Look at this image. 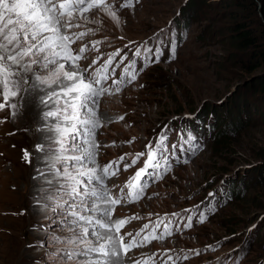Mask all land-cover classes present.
<instances>
[{"label": "rangeland", "instance_id": "374dc122", "mask_svg": "<svg viewBox=\"0 0 264 264\" xmlns=\"http://www.w3.org/2000/svg\"><path fill=\"white\" fill-rule=\"evenodd\" d=\"M240 2L246 4L244 13L230 0H143L135 9L117 11L118 19L101 12L95 17L99 24L87 25L96 30L91 37L101 38L107 50L121 46L122 36L147 40L171 23L185 36L176 60L147 73L145 86L131 90L125 99L102 101V119L110 113H125L127 119L123 125L102 123L90 139L98 145L97 161L103 162L121 151H139L147 136L172 119L176 127L190 128L205 139L204 148L152 189V199L142 208L172 212L194 207L207 187L220 194L226 188L234 195L214 219L193 230V236L155 246L200 248L203 253L196 263L240 247L239 251H246L241 264H264V93L259 86L264 66L252 71L257 61L254 52L237 48L231 39V26L242 17L258 33L264 49V22L259 12H248L250 0ZM30 84L31 80L21 82L17 96L11 97L9 103L16 104V109L0 110V133L5 136L0 138L5 147L0 148V264H51L50 237L63 227L57 212L34 205L45 193L35 194L51 178L46 174L33 183L38 166L33 170L29 166H36L35 146L47 140L40 136L45 131L40 128L55 118L44 119L51 103L45 107L40 102L44 93L37 95ZM33 108L38 113L32 114ZM12 112L16 113L13 119ZM121 138L130 142L121 148L106 146ZM25 149L31 163L24 162ZM13 161L20 169L15 170ZM40 161L43 167L50 164L48 158ZM162 191L165 198L158 196Z\"/></svg>", "mask_w": 264, "mask_h": 264}, {"label": "snow or ice", "instance_id": "6c2138e0", "mask_svg": "<svg viewBox=\"0 0 264 264\" xmlns=\"http://www.w3.org/2000/svg\"><path fill=\"white\" fill-rule=\"evenodd\" d=\"M116 7L131 9L133 0H127V3L121 0ZM101 12L118 19V13L109 0H0V98L4 101L0 103V110L6 106L16 109V104L9 103L11 97L17 96L16 89L21 87V82L28 84L31 80L32 91L37 95L44 93L40 102L45 107L51 103L50 110L43 114L44 119L55 118L47 130L56 133L59 150L54 151L50 147L45 153L50 161L48 171L54 174L47 179V187L42 190L45 193L43 209L57 212L63 226L59 234L53 233L50 237L54 248L48 253L51 264H149L135 259L129 252L152 240L164 239L163 234H154L160 227L159 223L142 238L140 232L135 236L127 233L128 242H125L124 235L117 236L127 221L113 219V205H118L124 197H114L106 186L105 178L111 174L109 166L100 168L97 165L98 145L95 139H89L95 136L94 130L99 127L96 112L89 101L95 103L97 96L108 92V88L98 86L111 79L117 85L115 91L118 93L121 91L119 85L125 83L113 78L115 69L123 64V60L113 64L120 55L119 51L109 55L102 70L89 71L88 67H81L80 61L88 58L86 53L99 52L101 41L85 40L96 34V30L87 25L99 24L95 17ZM81 28L84 30H76ZM175 52L176 49L170 47L173 56ZM146 53L141 57V53L136 51L135 55L146 59L149 65L159 63L152 59L155 56L153 49H146ZM97 61L98 58L90 63L95 65ZM136 65L137 61L133 60L123 68L122 75L128 83L138 78ZM167 131L171 129L158 134L155 150L151 144L147 146L149 158L132 180L140 181L145 175H153L148 169L162 170L154 175V179H162L170 170ZM81 137L84 138L82 141ZM172 147L176 148V145ZM196 147L193 145L190 150L195 151ZM35 148L37 152L44 151L43 144H37ZM144 155L143 152L138 153L132 165ZM23 159L31 163L27 149ZM40 175L46 176V173L40 171ZM205 219L201 214L200 222ZM192 226V218L189 217L186 227L190 229ZM148 227L144 225L145 229ZM164 233L171 235L168 225L164 226ZM171 259L169 256L159 264H168Z\"/></svg>", "mask_w": 264, "mask_h": 264}, {"label": "trees", "instance_id": "16d2710c", "mask_svg": "<svg viewBox=\"0 0 264 264\" xmlns=\"http://www.w3.org/2000/svg\"><path fill=\"white\" fill-rule=\"evenodd\" d=\"M240 11L243 13L246 12V9H244L243 5H246L242 3L240 4V0H230ZM249 6H246L250 10L248 12L253 15V13H260V16L262 18V21L264 22V0H258L259 2H255V0H250ZM257 8H259V11H257ZM254 9V12H253ZM256 9V12H255ZM240 17V16H239ZM247 19H244L240 17L239 19H236L234 21V24L231 26V39L232 42L237 46V48L241 50H252L254 52V58L257 59V61L253 64L251 70L255 71L262 66H264V49L259 44L258 40V33H256L248 24ZM264 24V23H263ZM260 89L261 92L264 93V76L262 77V80L260 82ZM224 124V122H223Z\"/></svg>", "mask_w": 264, "mask_h": 264}, {"label": "bare ground", "instance_id": "6f19581e", "mask_svg": "<svg viewBox=\"0 0 264 264\" xmlns=\"http://www.w3.org/2000/svg\"><path fill=\"white\" fill-rule=\"evenodd\" d=\"M2 100V99H1ZM34 110L32 111L33 113L32 114H34V113H38V110H36V108H33ZM21 115V114H20ZM15 116H12V119L14 118ZM18 117H19V115H18ZM38 117V115L36 116V118ZM1 119V118H0ZM6 119V118H5ZM4 119V120H5ZM3 120V119H2ZM34 120H35V118H34ZM39 120V119H38ZM49 122H51V121H49ZM10 124V123H9ZM10 127H11V124L9 125ZM13 127V126H12ZM21 128H23V127H21ZM13 131V130H12ZM14 132V131H13ZM9 137H10V135H8ZM40 136H44V138H49V137H51L52 136V134L49 132V131H47V130H45V131H42V134H40ZM5 136L3 135V134H1L0 133V138H4ZM14 137V136H13ZM4 142L2 141V140H0V148H5V147H3L2 146V144H3ZM20 142H18V145H20L19 144ZM39 144H43L42 142H40ZM44 146L46 145V143L45 144H43ZM18 150H19V148H18ZM13 151V150H12ZM9 152H11L10 151V149H9ZM35 160H36V162L34 163L36 166H29V168H31V170H33L35 167H39L40 168V171H43V169H45V168H47V167H43V164L41 163V156L39 155V152H37V154L35 153ZM14 158H12V160H13ZM15 160V159H14ZM21 160V159H20ZM33 160V159H32ZM19 160H15V162H18ZM23 161V160H22ZM22 161H20V162H22ZM14 161L12 162V164L14 165L13 167H15V170H18V169H20L17 165H16V163H15ZM24 162H25V160H24ZM24 165V164H23ZM23 170V169H22ZM40 171H34V173L32 174V176H34V179H35V181H32L33 183H35L36 182V179H37V174H40ZM18 172V171H17ZM32 173V172H31ZM42 175H40V177H41ZM39 177V176H38ZM24 178V177H23ZM47 178V177H46ZM50 178H51V176H50ZM33 179V180H34ZM16 180V179H15ZM22 181V180H21ZM16 182V181H15ZM40 182V181H39ZM23 183V182H22ZM31 183V182H30ZM46 183V182H45ZM42 184L43 186L44 185H46V184ZM30 185V184H29ZM15 187V186H14ZM2 188V187H1ZM46 188V187H45ZM2 190H3V188H2ZM43 191H40L39 193H37V194H35V196H42L41 195V193H42ZM38 198V197H37ZM1 200V199H0ZM1 202V201H0ZM6 204V203H5ZM4 209H5V207H4ZM4 213V212H3ZM13 214H14V212H13ZM4 217V216H3Z\"/></svg>", "mask_w": 264, "mask_h": 264}]
</instances>
